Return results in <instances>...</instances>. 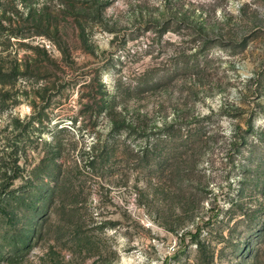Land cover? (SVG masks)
Masks as SVG:
<instances>
[{
	"label": "rangeland",
	"instance_id": "374dc122",
	"mask_svg": "<svg viewBox=\"0 0 264 264\" xmlns=\"http://www.w3.org/2000/svg\"><path fill=\"white\" fill-rule=\"evenodd\" d=\"M0 264H264V0H0Z\"/></svg>",
	"mask_w": 264,
	"mask_h": 264
},
{
	"label": "trees",
	"instance_id": "16d2710c",
	"mask_svg": "<svg viewBox=\"0 0 264 264\" xmlns=\"http://www.w3.org/2000/svg\"><path fill=\"white\" fill-rule=\"evenodd\" d=\"M5 207H2V206H0V212H4L5 213Z\"/></svg>",
	"mask_w": 264,
	"mask_h": 264
}]
</instances>
